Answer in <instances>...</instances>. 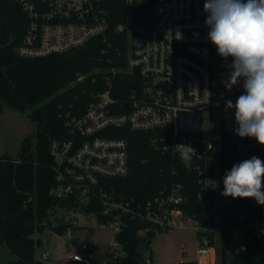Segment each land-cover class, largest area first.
<instances>
[{
  "label": "built area",
  "instance_id": "1",
  "mask_svg": "<svg viewBox=\"0 0 264 264\" xmlns=\"http://www.w3.org/2000/svg\"><path fill=\"white\" fill-rule=\"evenodd\" d=\"M13 1L27 18L17 48L21 57L70 53L97 37L108 42L109 14L98 0ZM204 2L126 0L127 17L117 24L115 33H127L128 61L124 70L136 72L138 82L129 81L127 90H123L116 88L122 69L113 67L103 73L101 89L85 112L75 115L67 111L64 129L51 139L49 154L56 182L52 193L62 203L58 206L86 211L97 207L99 226L112 229L116 237L125 229V216L158 229L190 227L192 220L198 234L196 263L217 264L224 250L228 255L246 250L245 244L236 246L233 240L228 250L224 249L225 229L241 227L248 230L250 238L264 236V205L254 198L221 195L225 172L254 155L264 160V146L254 138L236 135L234 109L225 111V101L235 103L242 94V82L231 91L222 82L228 69L207 39ZM141 7H149L147 17L156 15L150 27L144 29L133 26L129 19L131 10ZM108 45L116 47L117 42ZM227 63H231V57ZM117 128L154 131L156 147L196 175L197 197L213 205L214 223L206 224L182 208L188 197L180 182L166 186L144 208L132 206L122 195L118 197L110 181L129 175L130 152L128 141L115 135ZM188 147L195 152L185 159L183 153L189 151ZM229 204L237 213L231 211L223 225V208ZM235 215L237 223H232ZM116 244L120 245L118 238ZM215 244L218 256L213 253ZM119 258L108 256V262ZM69 259L91 264L90 244L78 242L76 253ZM145 262L152 263L150 258Z\"/></svg>",
  "mask_w": 264,
  "mask_h": 264
},
{
  "label": "trees",
  "instance_id": "2",
  "mask_svg": "<svg viewBox=\"0 0 264 264\" xmlns=\"http://www.w3.org/2000/svg\"><path fill=\"white\" fill-rule=\"evenodd\" d=\"M98 2L109 14L108 42H117L116 47H110L108 42L97 37L70 53L25 58L17 53V48L22 42L27 18L16 2L0 0V112L5 105L27 112L37 127L39 139L35 149H32L30 137L26 139L19 162L13 158H0V246L6 243L17 256L15 260L0 264H45L36 261L31 234L36 221H42L56 206L62 205L52 193L56 182L49 144L63 131L67 111L82 115L101 89V75L113 67L123 70L116 88L127 90L129 81L138 82L136 72L124 70L128 61L127 33H115L117 24L126 20V0ZM149 10V7L131 10L129 19L133 26L144 24ZM94 77H98L96 81ZM115 132L116 136L128 141L130 152L129 175L110 181L118 197L122 195L132 206L144 208L166 186L180 182L188 197L182 208L206 224L214 223L213 205L197 197L196 175L156 147L154 131L117 128ZM231 211L237 213L233 204L224 206L223 225L227 224L226 218ZM236 219L237 215L232 223H237ZM124 220L125 229L117 238L126 254L108 263L140 264L138 258L144 257L138 246L147 240L142 233L162 229L129 216ZM247 233L248 230L241 227L223 231L224 249L228 250L229 241L233 240L236 246L245 244L246 250L238 253L234 250L231 255L224 250L219 264H264V236L250 238ZM62 264L83 263L68 259ZM180 264L197 263L192 259Z\"/></svg>",
  "mask_w": 264,
  "mask_h": 264
},
{
  "label": "clouds",
  "instance_id": "3",
  "mask_svg": "<svg viewBox=\"0 0 264 264\" xmlns=\"http://www.w3.org/2000/svg\"><path fill=\"white\" fill-rule=\"evenodd\" d=\"M207 39L226 62L228 91L242 82L243 92L225 111L234 109L236 135L264 146V0H205ZM231 57V63H227ZM219 106V105H217ZM183 153L190 159L194 149ZM264 160L257 156L236 163L223 176L222 196L254 198L264 205Z\"/></svg>",
  "mask_w": 264,
  "mask_h": 264
},
{
  "label": "rangeland",
  "instance_id": "4",
  "mask_svg": "<svg viewBox=\"0 0 264 264\" xmlns=\"http://www.w3.org/2000/svg\"><path fill=\"white\" fill-rule=\"evenodd\" d=\"M30 137L32 149L39 139L36 126L28 113L20 112L10 105H5L0 112V158H13L19 162L26 139ZM71 217L72 221H66ZM98 213H90L83 208L66 209L56 206L54 211L42 221L35 222L31 236L35 243V258L45 264H62L77 251V243L88 242L92 248L91 264H109L112 259L123 257L126 253L121 245L116 244V235L112 229L101 228ZM189 221L190 227H169L157 230L150 241L144 259L150 258L151 264H180L196 259L198 234ZM147 236V231L142 233ZM82 251V250H81ZM214 255H219L215 244ZM17 259L6 243L0 246V262ZM219 259V257H218ZM218 262L217 264H219Z\"/></svg>",
  "mask_w": 264,
  "mask_h": 264
},
{
  "label": "water",
  "instance_id": "5",
  "mask_svg": "<svg viewBox=\"0 0 264 264\" xmlns=\"http://www.w3.org/2000/svg\"><path fill=\"white\" fill-rule=\"evenodd\" d=\"M155 13H151L148 17H147V19H146V22L144 23V24H142V25H139V29H144V28H146V27H150V25L154 22V20H155ZM12 42V39H11V41L9 42V43H11ZM6 46V45H5ZM132 87L133 88H136V86L135 85H132ZM36 129H37V127H36ZM88 211L90 212V213H98V211H99V209L97 208V207H90V208H88ZM155 235H156V231L155 230H150V231H148L147 232V240L146 241H144L143 243H141L139 246H138V251H139V253L141 254V255H143V254H145L147 251H148V249H149V245H150V241H151V239L153 238V237H155ZM138 261H139V263L140 264H147L146 262H145V260L144 259H142V258H138Z\"/></svg>",
  "mask_w": 264,
  "mask_h": 264
}]
</instances>
